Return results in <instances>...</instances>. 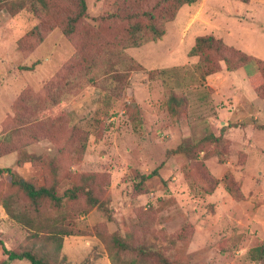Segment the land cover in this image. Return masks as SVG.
I'll return each mask as SVG.
<instances>
[{
    "label": "rangeland",
    "instance_id": "obj_1",
    "mask_svg": "<svg viewBox=\"0 0 264 264\" xmlns=\"http://www.w3.org/2000/svg\"><path fill=\"white\" fill-rule=\"evenodd\" d=\"M42 1L0 0V169L61 201L33 205L0 174V246L48 264H264V99L247 81L264 74V0L188 5L186 46L213 35L225 48L167 68L150 66L183 54L170 26L159 48H125L135 36L116 15L172 6L84 0L66 35L76 0ZM231 50L248 57L232 78Z\"/></svg>",
    "mask_w": 264,
    "mask_h": 264
},
{
    "label": "trees",
    "instance_id": "obj_2",
    "mask_svg": "<svg viewBox=\"0 0 264 264\" xmlns=\"http://www.w3.org/2000/svg\"><path fill=\"white\" fill-rule=\"evenodd\" d=\"M39 1L42 5L43 1L42 0H39ZM143 1L147 2L149 0H143ZM76 2H77L78 12L76 13L75 17L70 20L71 23L69 27L63 32L66 35L71 34L72 24H74L78 19L83 18L85 15L86 6H85L84 0H76ZM160 2L164 3L168 7L172 6L173 12H171L170 14L162 18L161 16L152 15L150 11H146L142 13L140 16H137L136 12L123 16V17L116 15L118 19H123L129 23L127 30L132 36H135V38L130 39L129 43L125 45V48H136L146 43L155 42L159 40L163 36L164 31H165L164 27L162 29V26L171 22L174 19L178 10L182 6L191 5L195 3L196 0H160ZM155 5H157V3H155ZM119 8L121 11H125L129 8V6L127 4H121L119 5ZM141 18L146 20L147 22L146 27H141L139 23V19ZM143 30L149 33L148 34L150 35L149 38L141 37ZM213 48L215 50H219L225 47L222 41L220 39H216L215 37H213V35L198 36L194 39V44L188 51L187 55L193 56L197 52L203 49H213ZM231 51L233 54L237 56L235 60L237 61L236 62L237 65H229L226 60H223V65L226 71L233 72L237 69L243 68L248 65L247 64L248 62H245L247 61L246 58L248 59L247 55L237 50H231ZM135 64L137 65V66L135 65L136 67L140 68V66L137 63ZM215 70H216V66L213 70H209V72H207L208 73L207 75L214 73ZM152 72L153 71L148 72V76H147L148 79H150ZM165 72L166 71H163V73ZM247 81H248V84L251 90H253L255 96L260 99H264V74L260 70V68H257L256 72L250 74L247 77ZM60 102L58 103L60 104ZM182 104H183V100L180 99L177 96V94L171 95L168 98V110L170 111L172 115H175L177 113L178 109L182 106ZM82 142H80L81 151H83ZM3 173H5L8 176L10 183L13 186L18 187L24 193V195H26V197L31 201L33 205H35L38 201H41V200H47L56 206L60 204L61 197H58L53 189L51 190V188L48 189L45 187L35 188L30 183L17 177L13 172H11L10 169H6V168L0 169V174H3ZM75 196H76L75 192L67 193V197L70 198L71 200L74 199ZM57 234L66 235L67 233L64 231H59ZM120 247H123V246H120ZM0 249L2 251V254L5 256V260L1 261L0 264H8L9 262H12V261H21V260H25L29 264H48L44 260L37 258L35 255L31 254L28 251L16 253V252L7 250L2 246H0ZM251 252L255 254V255H252V259L254 260H256L257 258H260L262 254V250L259 247L252 249Z\"/></svg>",
    "mask_w": 264,
    "mask_h": 264
},
{
    "label": "crops",
    "instance_id": "obj_3",
    "mask_svg": "<svg viewBox=\"0 0 264 264\" xmlns=\"http://www.w3.org/2000/svg\"><path fill=\"white\" fill-rule=\"evenodd\" d=\"M249 2H251L249 0ZM189 6L187 5H184L182 6L179 11L177 12L175 18L173 19V21L167 23L165 25V31H164V34L163 36L157 40L156 42H150L148 44H145L139 48H136V49H144V48H149V49H155V48H159L160 46L164 45L165 42V37H166V33L168 31V26H170L169 29H171V31H174L175 34H176V38H175V43L173 44V49L171 50V52H175L176 49L178 48H182L183 50V54L180 55V56H175L176 53H174V55H171V53H168L166 55V58L164 57L162 62H158V64H153L152 66L150 67H155V66H158L159 68H167V67H172V66H178V65H182V64H188V63H192L194 62V58L193 57H188L186 55V53L188 52V50H190V48L193 46L194 44V39L198 36H194L192 37L189 42H187V46H186V38L190 32V30L192 29L191 28V25H189V27L185 30H183V23L181 20H179V17H180V13L182 12V10L188 8ZM184 13V12H183ZM185 16V15H184ZM183 17V16H182ZM185 19V17H183ZM198 31L200 30V28H197ZM203 36V35H201ZM191 43V44H189ZM128 53V52H127ZM130 56V55H129ZM171 56V57H170ZM134 57V59L136 60V62H138L139 64H141V61L139 58H136L135 56H132ZM143 65V64H142ZM149 69V67L147 68ZM241 69V68H240ZM240 69H237L233 72H225L224 69H222L224 71L225 74H227V76H230L231 78L233 77L232 74H234L235 72H237L238 70Z\"/></svg>",
    "mask_w": 264,
    "mask_h": 264
}]
</instances>
